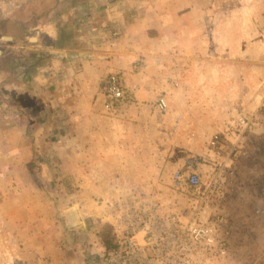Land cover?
<instances>
[{
    "label": "rangeland",
    "instance_id": "1",
    "mask_svg": "<svg viewBox=\"0 0 264 264\" xmlns=\"http://www.w3.org/2000/svg\"><path fill=\"white\" fill-rule=\"evenodd\" d=\"M54 47L70 50L59 80ZM0 52L12 80L0 86V129L26 130L0 133V264H95L112 248L100 197L65 174L71 141L101 156L111 142L179 211L188 199L164 182L215 164L202 218L218 241L199 264H264V0H0ZM112 75L125 96L108 110ZM16 91L24 102L7 98Z\"/></svg>",
    "mask_w": 264,
    "mask_h": 264
},
{
    "label": "built area",
    "instance_id": "2",
    "mask_svg": "<svg viewBox=\"0 0 264 264\" xmlns=\"http://www.w3.org/2000/svg\"><path fill=\"white\" fill-rule=\"evenodd\" d=\"M103 90L108 110L124 99L125 86L118 75L105 79ZM158 106L166 111L168 103L162 98ZM189 166L176 168L164 182L188 199V206L180 211L157 199L143 177L118 175L107 182L99 203L111 225L113 245L95 264H199L208 252L213 256L218 241L215 222L203 220L202 209L217 168L215 164Z\"/></svg>",
    "mask_w": 264,
    "mask_h": 264
},
{
    "label": "crops",
    "instance_id": "3",
    "mask_svg": "<svg viewBox=\"0 0 264 264\" xmlns=\"http://www.w3.org/2000/svg\"><path fill=\"white\" fill-rule=\"evenodd\" d=\"M138 20H141V19L138 18ZM145 25H146V29H148L149 27L146 22H145ZM117 26H118V29L120 30L122 29L120 28V25H117ZM133 26L135 25H131V22L129 21L127 22V25L123 26V28L124 30H130ZM67 48L68 47H62V48L54 47L53 49L54 55L50 57L51 58L50 60L52 63H50L48 67L50 79L59 80L61 78L60 72L57 71L56 69H61L60 67L64 66L63 64L66 63L65 60L68 59V53L70 52V50H68ZM1 54L2 52H0V55ZM73 58L74 57H72L71 61H73ZM84 63H85L86 69H92L91 63L96 64L91 59H89L88 62L86 61ZM10 73L11 72H9L8 70L2 69V72L0 73L1 74L0 86H5V85L7 87L11 86L12 80L9 78ZM72 74L74 75V77L78 79H82L84 77L83 73L79 74V71H73ZM68 75H69V72L67 73V77ZM94 81H97V80H92L91 84H93ZM32 97H35V96H32ZM7 98L8 99L11 98L12 102H16L19 104L20 101L24 102L25 92L22 94V93H19V91H16L15 95L12 94L10 96H7ZM18 104H16L15 106V108L17 109L16 117L18 118V120L22 122V120L25 118L24 116L25 112H23L25 108V103H22V105L20 106H18ZM27 115L30 117L32 116L33 118L37 117L35 116L34 110L29 111V113L27 112ZM105 122H106V119H105ZM22 124L23 123H20L19 121L17 122L15 126L9 125V123H6L5 125H3V130L0 129V133L1 131L3 133H8L9 128H11L10 129L11 131H14L16 134L22 137L23 134H25L26 132ZM100 128L102 129L103 133H106V134L113 133V131L111 130L112 125L106 126L105 124H102ZM33 132L35 134V131ZM103 144L106 145L105 153L103 156L100 155V153L97 150V146H95V144H93L92 146V144L87 143V144L80 146V142L71 141V143H68L67 145L64 146L67 152L65 153L66 156L62 163L65 166V174L68 176L69 180H71V178L73 179V176H74L77 180H80L81 182L85 183L83 187L81 186L82 190L87 191V193L88 192L97 193L96 195H98L99 197L105 196L106 191H107V184H108L107 182L118 175L119 176H130V177H133V180H137V178L144 176V178H141V179L147 182L145 178L146 176L144 174L132 172L130 168L127 166L128 165L127 162H124V160L121 159V157L114 155L113 150H112L114 149V145L111 142L103 143ZM39 145L41 146V144ZM116 145H115V148H116ZM125 147H128L127 144L125 145ZM77 154H79L80 156Z\"/></svg>",
    "mask_w": 264,
    "mask_h": 264
},
{
    "label": "bare ground",
    "instance_id": "4",
    "mask_svg": "<svg viewBox=\"0 0 264 264\" xmlns=\"http://www.w3.org/2000/svg\"><path fill=\"white\" fill-rule=\"evenodd\" d=\"M74 217H75V216L72 214V217H71V219L73 220V219H74Z\"/></svg>",
    "mask_w": 264,
    "mask_h": 264
}]
</instances>
